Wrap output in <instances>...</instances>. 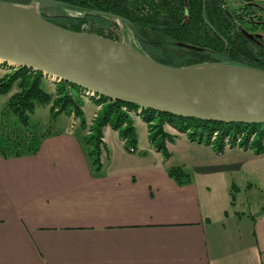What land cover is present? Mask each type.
<instances>
[{
  "label": "crops",
  "instance_id": "crops-1",
  "mask_svg": "<svg viewBox=\"0 0 264 264\" xmlns=\"http://www.w3.org/2000/svg\"><path fill=\"white\" fill-rule=\"evenodd\" d=\"M78 124L50 131L33 155L0 157V264H264V207L233 211L234 185L210 180L224 168L197 161L190 169L170 151L210 158V148L164 127L175 137L164 162L138 135L136 153H127L106 126L94 174ZM172 167L190 182L177 185Z\"/></svg>",
  "mask_w": 264,
  "mask_h": 264
},
{
  "label": "trees",
  "instance_id": "trees-1",
  "mask_svg": "<svg viewBox=\"0 0 264 264\" xmlns=\"http://www.w3.org/2000/svg\"><path fill=\"white\" fill-rule=\"evenodd\" d=\"M0 1L21 7L31 3V0ZM52 1L58 5L57 10L62 14V17L52 21L53 24L72 32H87L119 42L112 33L118 23L122 32L132 33L137 47H130L170 67L225 65L264 71V16L250 7L227 10L224 0ZM244 3L241 2V5ZM41 10L38 5V11ZM43 78L41 73L17 68L0 79V96H7L16 89L7 99L1 116H13L24 129L21 136L0 134V157L3 159L37 153L42 139L50 131L39 135L35 131L29 132V117L37 108L45 106H49V120L53 123L65 115L77 119L79 127L87 130L84 152L94 174L100 171V156L102 150L105 151L102 143L104 127L109 126L117 132L127 153H136L137 134L130 113L138 115L146 125L148 143L155 152L161 154L164 162L170 158L166 143L175 138L164 130L165 125L185 135L189 142L209 147L218 156L223 155L225 144L222 141H209L212 130L227 133L230 130L238 132L245 127H252L251 131L260 129L256 125H226L183 119L111 102L102 97L96 99V96L92 101L99 107V112L92 126H87L80 109L79 95L74 90L77 89V93L83 95L86 92L59 82L55 84L53 94H49L44 89ZM235 142L234 139L230 140L228 148H236ZM261 145L259 139L249 145L245 140L237 147L260 156L264 153V146ZM167 173L177 185L190 182V176L183 167L169 168ZM234 191L231 192V205L235 202Z\"/></svg>",
  "mask_w": 264,
  "mask_h": 264
},
{
  "label": "water",
  "instance_id": "water-1",
  "mask_svg": "<svg viewBox=\"0 0 264 264\" xmlns=\"http://www.w3.org/2000/svg\"><path fill=\"white\" fill-rule=\"evenodd\" d=\"M57 7L52 0H31L27 7L0 1V64L144 110L226 125H264V71L170 67L123 42L50 23L47 19L62 17Z\"/></svg>",
  "mask_w": 264,
  "mask_h": 264
},
{
  "label": "rangeland",
  "instance_id": "rangeland-1",
  "mask_svg": "<svg viewBox=\"0 0 264 264\" xmlns=\"http://www.w3.org/2000/svg\"><path fill=\"white\" fill-rule=\"evenodd\" d=\"M238 1L239 0H224L225 4L228 7L235 8H239L240 6H242L241 2L236 3ZM233 3H235L234 6H232ZM120 28L121 26L117 23V27L112 29L113 35L119 39V42H123L128 46L130 45L137 47L132 33L128 31L122 32ZM14 70H16V68L0 64V79L4 75H7ZM43 77L45 91L49 94H53L54 86L59 82L46 76ZM15 92L16 89L14 88L7 96H0V134L6 136H21V134H24V129L20 126V124L13 116H1L2 109L4 108L7 99ZM77 92L78 90L75 89L74 93L79 95V100L81 101L80 109L84 114V119L85 121L91 122L90 126H92L93 121L96 118L97 113L99 112V107H97L96 104H94V102L92 101L93 95L91 93L83 95ZM48 109L49 106L37 108L34 111V114L29 117V132L35 131L37 132V134L45 133L46 131H54L58 130L59 128L66 129V125L68 126L67 129H70L69 133L73 131L72 128L76 129V122H78L77 119H65V116H60V120L53 123L51 120H49ZM130 116L132 122H134L135 130L137 131L139 146L141 148L150 146L146 137L145 124L138 115L130 113ZM256 126H258V128H260L261 130L257 129L251 131L252 127H245L238 132L230 130L227 133H223V131L220 132V130L216 129V131L212 130L210 132L209 141L211 143L222 141V143L225 144L223 155L220 156L213 154L210 158L205 157L204 155H201L199 157V154L192 150H185L181 146L172 149V145L170 146V151L173 153V160L178 161L182 158L187 168L191 169L194 165H196L197 161H208V164L212 162L211 165L224 168L225 172L217 175L216 177H214V175L210 176V180L212 182L215 181V184L218 187H221L223 184H225L227 188H230V183H232L235 188H239V191L235 192L234 197L236 201V207L233 211L246 216H248L249 214L255 215L259 211H261V208L264 207V153L260 156H255L250 150L244 152L242 150H239L238 147L229 149L227 144H229L230 140L234 139L237 142H243L246 140V143L249 145L259 139L260 143L262 144L261 146H264V125ZM164 127L165 130L174 131V129L169 125H165ZM76 132L78 133L79 130L77 129ZM107 137L109 136L107 135ZM233 188H231V191L233 190Z\"/></svg>",
  "mask_w": 264,
  "mask_h": 264
},
{
  "label": "flooded vegetation",
  "instance_id": "flooded-vegetation-1",
  "mask_svg": "<svg viewBox=\"0 0 264 264\" xmlns=\"http://www.w3.org/2000/svg\"><path fill=\"white\" fill-rule=\"evenodd\" d=\"M240 2H245L244 5L240 6L239 8H244V6L246 7H250L252 8L253 11L261 14L264 16V0H239L236 3H240ZM235 3L232 4V6H234ZM227 10H233V9H237L235 7H226ZM57 18H51V19H47V21H49L50 23H53L52 21H54ZM264 23V21H263Z\"/></svg>",
  "mask_w": 264,
  "mask_h": 264
},
{
  "label": "built area",
  "instance_id": "built-area-1",
  "mask_svg": "<svg viewBox=\"0 0 264 264\" xmlns=\"http://www.w3.org/2000/svg\"><path fill=\"white\" fill-rule=\"evenodd\" d=\"M239 143H240V142H237V141H236V142H235V144H236L235 146H238Z\"/></svg>",
  "mask_w": 264,
  "mask_h": 264
}]
</instances>
